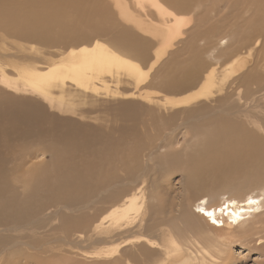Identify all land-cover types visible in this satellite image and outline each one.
Returning <instances> with one entry per match:
<instances>
[{
	"label": "rangeland",
	"instance_id": "rangeland-1",
	"mask_svg": "<svg viewBox=\"0 0 264 264\" xmlns=\"http://www.w3.org/2000/svg\"><path fill=\"white\" fill-rule=\"evenodd\" d=\"M159 2L161 8L170 14L167 17L170 20H163L158 11L148 4L144 8L139 7L136 0H0V68H4V73L0 70V231L22 225L20 230L6 233L0 239V252L2 247L10 243H18L2 257L4 264H146L143 259L149 261H145L147 264L154 263L152 257L144 258L146 254L137 257L135 251L133 255L127 254V259H133L129 263H126V259L118 261L113 257L116 255L113 252L116 244L108 246L103 234L100 236L93 232L96 224L102 220L103 226H108L103 203L95 206L97 208L74 209L76 205H88L93 189V194L101 191L98 180L106 174L102 164L107 165V160L100 153L99 145L98 148H92L93 152L84 154L72 150L68 143L72 140L64 138L66 132H82L87 138L89 135L94 136L92 138L96 136L97 142L105 141L110 133L113 136L111 142L117 144V156L114 155L115 161L111 166L113 169L121 168L120 164L123 167L120 171L114 170L115 174L125 177L133 171L126 180L131 181L135 177L132 180L135 181L140 177L138 190L145 186L149 190L156 188L155 194L158 193L159 197L170 203L166 209L177 215L181 202L178 185V181L183 180L181 171L186 160L194 157L193 153L202 147L207 133L215 130L216 126L233 129L234 125L241 123L244 124L241 130L247 126L254 133L257 132L260 138L263 137L264 91L252 93L251 90V94H248V87H242L241 82L251 73L252 76L264 78V70L257 72L250 68L249 73L236 78L233 84L226 85L227 89L217 94L212 101L198 103L184 114L179 108L174 109L172 114L159 108L163 98H180L196 92L204 76L217 65L222 66L236 54L248 51L250 46L244 45L242 36L238 41H233V36H238L243 28L251 30L245 24L253 15L252 7L240 4L242 0ZM4 7L8 10H4ZM26 14L30 21L21 26V17ZM39 15H45V21ZM184 18L185 24L180 27L182 36L175 39L176 35L171 36L168 31L175 21ZM37 19H40V23L36 22ZM95 41L108 45L121 57L137 62L148 73V79L138 86L125 77V81L118 86L121 94L115 91L108 94L103 88L99 92H82L75 84H67L71 82L68 80L55 93L53 105L50 98H45L34 85H27L20 80L18 70L57 61L72 49H91ZM166 43L173 44V47H167L160 62L155 67L151 66L155 62L156 50ZM260 49H257L258 53L255 51L258 59L263 54ZM201 65L208 68L202 70ZM260 65H264L263 59ZM197 66L199 73L196 87L184 90L169 84L182 80L184 71L197 69ZM235 84L241 86L243 91L240 97L235 96L238 87ZM108 85L115 89V82L108 80ZM148 94L154 95L155 100L149 102ZM22 106L25 107L24 111H40L43 115L38 131L27 138H19L14 134L16 128L22 126L15 122L14 113ZM224 109L228 110L227 115L223 114ZM253 121L260 129L254 127ZM173 129L177 131L172 135ZM105 132L107 134H103ZM83 138H76V141L84 142ZM151 153L153 155L150 158ZM170 158H176V161L172 162ZM93 165L92 176L89 171ZM149 165H152V169L155 166L154 170ZM175 165L178 166L174 168ZM79 171L83 176H91V179L99 178L96 180L98 184L94 182L96 188L90 184L93 183L90 180L87 183L78 181L77 184L75 181ZM67 179L69 185L62 186L61 183ZM262 187L264 176L257 182L251 181L229 190L217 189L213 202H218L224 194L244 195L252 192L260 195ZM187 189L183 205L188 201L190 203L187 206H191V209L199 197L209 193V187L201 184ZM153 214L154 208H149V216ZM83 215L85 217L80 218ZM33 216L41 219L40 228L30 231L26 228L23 231L22 227L32 221ZM206 220L214 225L208 218ZM135 229L137 235L141 234L142 229ZM204 231L206 236L215 238L225 235V230ZM130 234L126 233L125 236ZM123 239L119 236L120 241L117 243L122 247L126 244ZM231 239V260L223 264L264 263V249L259 250L254 244L243 245L238 238ZM144 245L148 247V244ZM151 247L157 248L155 245ZM108 250L110 254H107ZM117 256L120 258V255Z\"/></svg>",
	"mask_w": 264,
	"mask_h": 264
},
{
	"label": "bare ground",
	"instance_id": "bare-ground-1",
	"mask_svg": "<svg viewBox=\"0 0 264 264\" xmlns=\"http://www.w3.org/2000/svg\"><path fill=\"white\" fill-rule=\"evenodd\" d=\"M136 2L141 8H144V5L146 4L154 7L163 20H170L167 18L170 14L161 8L159 0H136ZM115 3L117 4L116 1ZM240 4L250 5L252 7L251 9H253V15H251L252 17L247 20L245 24L251 30L247 31L246 28H243V31L239 32L238 36L236 35L237 38L236 36H233V41H238V38L242 36L243 40L241 41L244 42V45L250 46V48L247 49L248 51L236 54L222 66L217 65L216 68L208 75L204 76L203 82L196 92L180 98H163L159 104V108L163 109L165 113L172 114L174 109L179 108L181 109L180 111L183 112L182 114H184L186 113V110L188 111V109H191L198 103H204V101L208 102L210 100L212 101L217 94L222 93L224 89H227L225 88L226 85L233 84L236 78L249 73L248 70L250 68L263 72L262 70H264V65H260V62L262 59L264 62V0H242ZM5 9L7 8L4 7V10ZM38 17L45 21V15H39ZM29 21L30 18L28 14H26L21 17V23L19 24L24 26ZM36 22L40 23V19H37ZM184 24L185 18L177 20L168 32H170L171 36L176 35L175 39H177L182 36L180 27L184 26ZM237 46L239 47V45ZM167 47L171 48L173 47V44L166 43L165 45L159 47L156 50L158 52L154 54L155 62L151 66L155 67V65L160 62L161 58H163L167 52ZM260 47H262V50ZM257 49L263 51V54L261 53L262 58L258 59V57H255V51L257 52ZM260 50L258 51L260 52ZM59 58L61 60L57 59V61L43 63L40 65L35 64L28 70H18L20 80L27 85H34L38 92L45 95V98H50L52 105L55 103V93L57 90L65 86L68 80L71 82L67 84H70V86L75 84L82 92L84 90H87L86 92H88V90L99 92V90L103 88L108 91V94H110L112 91L120 93V88L118 86L125 81V77H128V80L133 81L134 85L144 83L148 79V73H145L137 62L121 57L108 45L99 41H95L91 49H72L71 52L69 51L68 55ZM197 63L199 64V61ZM206 65L210 66V64ZM207 68V66L201 65L202 70ZM15 69L17 68L15 67ZM0 70L4 73V68H0ZM198 73V66L197 69H188L183 73L184 77L182 76V80L184 79V81L178 78L180 82L171 81L169 84L177 86L178 89H192L197 86L196 83L198 80ZM108 80L115 82V89H112L111 86L108 85ZM241 83L242 87L245 85V87H248V94H251V90L252 93H255L258 90L259 92L264 91V78L261 76H252L251 73V75L244 78ZM235 85L238 86L237 84ZM241 86L236 88L235 96H242L243 91L240 88ZM253 89L255 90L254 92ZM153 96L148 94L147 100L149 102L154 101L155 97ZM219 101H222V99ZM23 107L24 106L16 112L14 108L12 110L15 112V122L22 125L21 127H17V130H15L14 133L19 138L34 136L43 119L42 112L36 111L35 113H32L34 111H24ZM153 109H155V107ZM28 110L30 109L28 108ZM12 111L9 110L8 112L13 114ZM227 111V109H224L223 114L227 115ZM252 123L255 124L254 127L260 129L256 121H253ZM179 125H177V127ZM243 126L244 124L241 123H238V126L234 125L233 129L229 126H216L215 130L206 134L205 141L201 144L202 147L199 150L197 147L198 151L193 153L195 156L189 157V159L186 160L184 170L181 171L183 180L178 181V185L181 190L179 194L181 200L180 209L178 210L179 215L166 209V205H170V203H167V200L164 201L162 197H159L158 193L155 194V191H157L156 188L153 189L151 187L153 190H149L148 186H145L142 189L140 188L141 190H138V181H140V177L135 181H132L135 177H133L131 181L126 180V178L132 176L131 173H133V171H130V175L127 174L125 177L115 174L114 170L120 171L123 167L121 164V168L114 167L113 169L111 166V163L115 161L114 155L117 156V144L111 142L113 136L111 137L110 133L106 136L105 141L97 142L98 139L96 136L95 138H92L94 136L89 135L90 137L87 138L86 134L83 135L82 132H66L64 135L66 137L64 138L66 140H72V142L68 141L72 150L84 154L87 152H93L92 148H98L99 145V149H101L100 153H103L107 160V165L102 164V168L106 169V174L102 176L100 180H98L99 178L91 179V176H83L79 171L80 174L76 178V183L78 181L87 183L90 180V182H93L90 184H94L93 186L96 188L94 182L98 180L101 191L93 194V189V192H91L92 196H90L92 198L90 199V202H88V205H76L74 206V209H92L100 203L105 205L104 216L106 217V223L108 226L105 228L102 220V222L96 224L93 232L98 233L100 236L103 234V240L108 246L116 244V247H114L115 251H113L116 255L113 257H115L118 261L126 259V263L133 260L129 257L127 259V254L132 253L133 255L135 251L136 254L134 255L137 257H144L145 254L146 256L144 258L147 257L149 259V257H152L154 260L153 264H223L231 260V238H238L237 240H239L243 245L254 244L259 250L264 249V211H262L264 207L263 187V190L261 191L262 194L260 195H256L252 192H248L244 195L239 194L226 196L224 194L218 202H213V200L216 199L214 191L217 189H221L223 191L229 190L233 187L243 185L251 181L257 182L264 176V135L260 138L257 132L254 133L252 130L248 129L247 126H245L244 130H241ZM176 131L177 129H175V131L173 129L172 135ZM262 132L264 134V131ZM103 134H107V132ZM78 136H82L79 138L86 136L85 139L83 138L84 142L80 141L78 143L76 141V138L77 140L79 139ZM248 139L252 140L248 141ZM164 140L166 139L164 138ZM152 153L150 158L154 154ZM170 160L173 162L176 161V158L175 160L170 158ZM159 161H161V159ZM158 164L160 165L161 163L158 162ZM94 165L92 166V170L89 171V175H92L96 166ZM178 165H175L174 168ZM150 167V169H152V165ZM154 167L152 170H154ZM63 182L61 183L62 186H67L70 183L69 179L64 180ZM199 184L203 187H209V193L199 197L192 206V209L191 206H187V204L190 203L188 201L185 205H183L185 200L184 193L188 190L187 188L192 185ZM261 197H263V199H261ZM155 200L158 202L155 203ZM249 200L253 202L249 203ZM221 201L223 203H221ZM104 203H108L109 205L107 206ZM226 203L228 206L223 207ZM42 205L43 203L39 204V206ZM152 207L154 208V214L149 216V208ZM17 208L19 209V207ZM58 210H60V208ZM83 217H85V215L80 218ZM205 217L208 218L216 227L211 225ZM31 219L32 221L22 227L23 231L27 229L30 231L40 228L41 219L35 216ZM72 219L75 220L74 217H72ZM20 227H6V229L0 231V239H3L4 235L20 230ZM135 228L142 229L141 234L137 235L138 232H136L137 230ZM204 230H222V232L225 230V235L222 238H215L209 235L206 236L204 234L206 231ZM121 231H123V234ZM126 233L131 234L130 236H125ZM119 236L125 239L123 243L126 244L123 247L120 244H117L118 241H120L118 240ZM133 240H136L138 243ZM133 243L135 245L131 247ZM144 243L148 244V247L155 245L157 248L151 247L152 250H150L151 248L148 249ZM17 244L18 243L15 242L10 243L7 247H2L0 252V263L3 261L2 257L5 256V253L16 247ZM10 252L12 253V251ZM156 252H158L159 255H157ZM107 254H110V250H108ZM117 255H120V258H118ZM155 255H157L156 258H154ZM145 261L148 260L143 259V263L147 264ZM1 264H4V262Z\"/></svg>",
	"mask_w": 264,
	"mask_h": 264
},
{
	"label": "snow or ice",
	"instance_id": "snow-or-ice-1",
	"mask_svg": "<svg viewBox=\"0 0 264 264\" xmlns=\"http://www.w3.org/2000/svg\"><path fill=\"white\" fill-rule=\"evenodd\" d=\"M253 201L249 200V203H252Z\"/></svg>",
	"mask_w": 264,
	"mask_h": 264
}]
</instances>
